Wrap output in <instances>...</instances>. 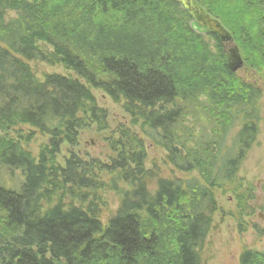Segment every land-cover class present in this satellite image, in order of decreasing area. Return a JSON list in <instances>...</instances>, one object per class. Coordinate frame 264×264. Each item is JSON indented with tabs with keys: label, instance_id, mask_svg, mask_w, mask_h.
Returning a JSON list of instances; mask_svg holds the SVG:
<instances>
[{
	"label": "trees",
	"instance_id": "16d2710c",
	"mask_svg": "<svg viewBox=\"0 0 264 264\" xmlns=\"http://www.w3.org/2000/svg\"><path fill=\"white\" fill-rule=\"evenodd\" d=\"M193 1L233 41L241 28L250 41L238 24L245 12L263 28L261 66L240 53L248 70L264 72V0ZM193 22L200 27L177 0H0V264H201L216 193L236 187L259 146L263 91L232 73L224 43L208 33L210 44ZM32 62L62 66L77 78L40 81ZM90 89L125 104L169 164L197 176L145 172L143 143L127 136L131 146L126 152L121 143L113 170L132 193L104 223L94 192L102 185L87 175L89 165L56 163L60 147L75 144L96 119ZM36 133L50 137L38 158L27 148ZM239 264H264V251H243Z\"/></svg>",
	"mask_w": 264,
	"mask_h": 264
},
{
	"label": "rangeland",
	"instance_id": "374dc122",
	"mask_svg": "<svg viewBox=\"0 0 264 264\" xmlns=\"http://www.w3.org/2000/svg\"><path fill=\"white\" fill-rule=\"evenodd\" d=\"M247 15L245 12L238 19V24L240 27L244 26L245 29H249L250 32L246 29V33L249 32L250 41L246 42V34L243 35L244 30L241 28L238 34L233 36L237 41H234V44L245 55V58L246 55L249 56L251 65L255 64L259 68L262 59L256 52V43L259 42V30L263 31V28L259 25L256 26L257 24ZM246 18H250L251 21L244 23ZM192 25L213 45L206 30L200 29L194 22ZM39 46L50 50L42 43ZM29 65L40 81H44L45 76L54 74L77 78L73 72L62 66H50L40 62H32ZM238 74L241 78L258 84L257 86L263 91L259 101L262 117L257 141L259 146H255L250 151L243 163L238 174L239 182L236 187L216 193L218 211L213 215L212 229L200 252L201 264H239L243 251H264V72H251L244 65ZM90 90L96 100V119H89L90 123L87 127L79 131L75 144L64 143L60 147V153L56 156V163L65 168L67 161L76 158L86 166L89 165L86 168L87 175L102 185L96 186L94 192L100 200V212L104 223L117 211L124 193H132L130 192L132 188L127 187L119 179L118 171L113 170L122 151V144H124L126 152L131 146L127 136L131 137L132 135L134 140H140L143 143V150L146 154L145 172L155 171L154 173L159 175L158 178L169 180H184L197 176L196 173L180 172L170 165L167 160L168 153L154 141L156 136H148L149 131L142 119L129 112L125 104L114 102L101 90ZM161 108L162 106H157L155 111L160 112ZM165 108L169 109L170 107L166 106ZM198 128L200 129V127L196 128L197 132L199 131ZM23 130L24 134L29 131V128L25 127ZM230 139L231 136L227 140L228 146ZM49 142V136L36 133L27 148L34 157L38 158L41 150L48 146ZM133 146L136 145L133 144ZM98 165L107 167L110 171ZM16 173L19 179L20 173ZM155 180L149 182L150 189H154ZM5 182L7 187L12 185L8 179H5ZM15 186H19V183H16ZM237 187L239 189L235 190ZM70 202L71 200L67 199L65 201L66 204H70ZM73 203L79 204L77 201H73Z\"/></svg>",
	"mask_w": 264,
	"mask_h": 264
},
{
	"label": "water",
	"instance_id": "95a60500",
	"mask_svg": "<svg viewBox=\"0 0 264 264\" xmlns=\"http://www.w3.org/2000/svg\"><path fill=\"white\" fill-rule=\"evenodd\" d=\"M189 12L195 23L210 34H215L225 45V57L228 69L232 73L239 72L244 67L240 50L235 46L233 38L222 23L208 14L193 0H177Z\"/></svg>",
	"mask_w": 264,
	"mask_h": 264
}]
</instances>
